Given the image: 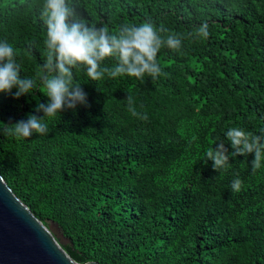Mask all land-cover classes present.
I'll return each instance as SVG.
<instances>
[{
  "label": "trees",
  "instance_id": "1",
  "mask_svg": "<svg viewBox=\"0 0 264 264\" xmlns=\"http://www.w3.org/2000/svg\"><path fill=\"white\" fill-rule=\"evenodd\" d=\"M69 2L110 34L150 20L167 29L163 36L183 37L181 49H160L156 79L92 82L74 69L87 105L63 110L46 134L0 133L6 186L57 229L79 264H264V162L253 172L254 156H231L225 136L235 127L264 130V0ZM41 3L0 0V41L15 50L21 76L38 85L18 99L15 89L0 93L5 124L42 116L36 106L48 99L37 79L45 56ZM203 23L207 38L188 36ZM219 142L229 163L215 171L204 161ZM237 178L239 192L231 188Z\"/></svg>",
  "mask_w": 264,
  "mask_h": 264
},
{
  "label": "clouds",
  "instance_id": "2",
  "mask_svg": "<svg viewBox=\"0 0 264 264\" xmlns=\"http://www.w3.org/2000/svg\"><path fill=\"white\" fill-rule=\"evenodd\" d=\"M40 18L46 27L43 41L44 62L37 79L45 89L46 103H38L35 111L42 116L28 115L27 120L5 124L0 122V133L16 138H28L33 133L46 134L48 121L59 117L65 109H75L77 105H87V93L81 84H74V69H84L92 82L105 76L115 79L121 76L138 80L145 76L156 79L162 74L157 55L162 47L179 51L183 37L162 33L163 26L157 28L150 20L139 26L124 25L118 33L110 34L106 27L89 25L77 15L69 0H42ZM189 37L207 38L208 24L203 23ZM112 58L115 64L108 66L104 61ZM21 65L16 53L7 41H0V93H11L13 99L32 94L37 88V80L21 76ZM131 108L134 99L128 95L126 100ZM136 113L133 111V115ZM143 119H147L145 115ZM233 149L231 156L252 154L253 172L264 162V130L259 135H250L239 127L230 128L225 133ZM196 137H193L195 140ZM205 163L212 162L215 171L224 169L229 163V154L223 142L215 143L206 151ZM242 181L236 179L231 184L235 192L241 190Z\"/></svg>",
  "mask_w": 264,
  "mask_h": 264
},
{
  "label": "water",
  "instance_id": "3",
  "mask_svg": "<svg viewBox=\"0 0 264 264\" xmlns=\"http://www.w3.org/2000/svg\"><path fill=\"white\" fill-rule=\"evenodd\" d=\"M58 238L57 241L53 231L29 212L0 177V264H79L61 248L66 241Z\"/></svg>",
  "mask_w": 264,
  "mask_h": 264
},
{
  "label": "rangeland",
  "instance_id": "4",
  "mask_svg": "<svg viewBox=\"0 0 264 264\" xmlns=\"http://www.w3.org/2000/svg\"><path fill=\"white\" fill-rule=\"evenodd\" d=\"M47 227L53 231V234L55 235V239L57 240L58 236H60L59 232L56 228L53 227L51 223H48Z\"/></svg>",
  "mask_w": 264,
  "mask_h": 264
}]
</instances>
